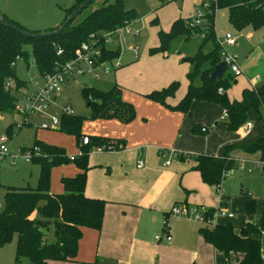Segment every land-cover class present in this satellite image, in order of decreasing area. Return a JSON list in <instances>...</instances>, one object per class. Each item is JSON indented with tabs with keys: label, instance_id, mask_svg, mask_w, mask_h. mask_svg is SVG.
I'll list each match as a JSON object with an SVG mask.
<instances>
[{
	"label": "trees",
	"instance_id": "obj_1",
	"mask_svg": "<svg viewBox=\"0 0 264 264\" xmlns=\"http://www.w3.org/2000/svg\"><path fill=\"white\" fill-rule=\"evenodd\" d=\"M85 0H75L74 4L65 9V19L72 14ZM169 0H166V3ZM203 6V0H201ZM227 9L229 21L238 30L247 27L259 28L264 25V0H216L204 9V16L200 24L191 26L188 19L179 17L171 25L169 31L160 30L159 45L150 48V54L167 50L172 39L178 36L191 38L195 33L204 34L198 51L185 61L192 64L187 73L189 81L185 95L175 104L168 100L173 97L180 87V81L174 80L168 86L153 90L146 96L167 107L181 111L191 116L193 101H206L219 104L226 112L227 129L237 131L254 115L255 119L264 123L262 111L264 107V80L256 87H244L240 99L230 100L227 88L236 76L228 74L220 80L209 78V74L222 62L221 46L217 42L215 31V14L217 10ZM10 22L23 31H28L19 21L2 13ZM135 20V10L125 7L123 0L105 2L95 8L81 21H73L62 32L49 36L34 37L24 35L19 30L5 25L0 20V111H18V99L13 91L26 87V82L17 76L16 62L26 57L24 48L30 45L34 62L40 74L56 71L57 62L65 63L74 58L75 51L81 43L89 40L91 33L111 31L118 26ZM188 21V22H187ZM158 24V18L152 20ZM51 28V30L56 29ZM48 30V31H51ZM212 41L214 46L207 52L202 51L205 43ZM62 49V54L57 51ZM121 50L116 46L103 48L101 61L115 60ZM123 67L121 64L119 69ZM200 81L194 83L195 79ZM222 87L225 92L219 93ZM82 95L90 110V117L96 119H118L123 123L131 122L136 117V110L131 102L122 97V87L115 84L108 90L84 85ZM82 115L65 114L61 117L60 131L76 135L77 142L88 136V143L80 144V152L73 159L66 149L56 144L47 143L35 138L32 147H23L22 151L33 153L31 162L39 166L36 187H7V191L0 207V246L17 236L16 257L28 258L35 264H46L48 261H68L76 263L79 240L86 227L100 230L103 225L107 201L98 197L86 195L88 182L89 154L92 147L102 146L105 149L121 150L126 141L123 138L111 139L100 135H84ZM11 126V125H10ZM8 127V136L11 127ZM206 130L203 131L202 128ZM194 132H207L208 128L201 124L193 126ZM38 148L35 153L34 149ZM234 148L243 149L251 153H264V135L248 143L225 145L219 155L198 153L195 155L196 164L193 167L200 173L202 181L217 187L223 180L224 172L233 168L237 159L231 154ZM179 158L184 159L183 152ZM73 162L78 172L72 176H63L64 191H51V170L54 166ZM246 212H255V203L245 200ZM212 210V209H211ZM168 224L165 221V226ZM53 228L55 241L49 242L47 237ZM264 232L263 216L257 222L251 221L238 230L232 222L216 223L215 225H201L199 235L204 241L212 244L226 257L234 253L240 255L238 264H263L260 235ZM98 262V260H96Z\"/></svg>",
	"mask_w": 264,
	"mask_h": 264
},
{
	"label": "rangeland",
	"instance_id": "obj_2",
	"mask_svg": "<svg viewBox=\"0 0 264 264\" xmlns=\"http://www.w3.org/2000/svg\"><path fill=\"white\" fill-rule=\"evenodd\" d=\"M114 1L116 0H92L76 16L73 24L81 21L95 8L100 7L105 2L111 3ZM74 2L75 0H0V12L19 21L28 31L42 33L51 30V28L58 27L65 17V9L72 6ZM123 2L126 8L135 10L134 28L140 32L137 36H126L125 41L121 44L122 53H127L128 55L121 60L123 67L119 69L113 68L107 73H102L98 70V73H102L99 78L90 74L74 76L70 80V83L57 96L55 105H51L48 109L50 115H56L57 113L61 115L63 107L67 105L71 106L74 114L82 115L85 118L82 124V133L98 135L97 131H95L97 120L91 119L89 107L82 95L81 89L84 85L108 90L117 83L136 92H142V89L148 87L150 89L147 92H149L168 86L170 82H167L165 85L161 84L164 83V78L166 76H175L174 79L180 81V87L171 99H179L188 86L186 73L192 69V64L184 59L193 56L202 44L203 34L198 32L188 39L184 36L172 39L166 53L161 51L150 54V48L159 45V31H168L174 19L180 16L186 17L192 14L189 16L190 18L188 17L189 21L197 9L203 11L201 0H169L167 3L166 0H123ZM155 17L159 20L158 24L152 23ZM215 31L216 37L217 35L223 37L226 32L238 35L237 41L234 44L229 45L224 43V50L237 57V63L241 69V73L236 76V80L230 81L227 95L230 100L240 99L242 89L244 87H251L248 80L250 77L259 75L264 80V25L259 28L249 27L238 30L229 21V11L222 9L217 10L215 14ZM249 33L252 34L251 39L247 37ZM111 46L113 47V45ZM213 46L214 43L210 41L205 43L201 49L203 52H207ZM131 47L137 48L136 58L133 55ZM24 50L27 52L26 57L17 60L16 69L19 79L25 81L27 85L19 91H13L17 96L19 106H23L28 102L26 95L32 94L34 90L44 83L34 62L32 47L26 45ZM153 63L157 68L162 69L165 67V70L152 77H141L138 81H132L131 87L127 86L130 85L131 75L134 74V71H131L134 68L132 66L135 65V68L145 70ZM229 73L226 70L224 76H228ZM198 82L199 79L196 78L194 83ZM158 84H161V86L156 88L155 86ZM192 104L193 115L190 118L206 126L208 131L199 133L194 132L192 128L191 132L203 138L204 147L210 153L216 154L221 152L227 143H231L229 145H236L235 143L254 141L264 132L262 122L255 119L254 115L250 116V120L254 123V128L250 133L243 135L240 130L229 131L227 129L226 120L223 118L224 111H222V107L219 104L197 102L196 100ZM190 118L187 117V119ZM43 123H47L49 127H42ZM9 126L11 127V134L9 135L8 144L9 146L14 144L16 149L12 150L11 154L5 156L4 159H0V202L4 200L8 186L36 187L39 166L31 162V160H26V153L22 151L23 147H32L35 138L39 137L38 139H41L40 137L44 136L48 139L45 142L57 145L59 144L50 140L59 139L64 143V145L60 146H65L69 154H74L77 149L76 135L60 131L61 125L57 127L52 126L50 118L44 114L29 112L26 115L18 111H0V135L8 134L7 129ZM93 129L95 132H92ZM143 150H146V146ZM240 150L242 154H247L248 156H246L249 158L253 154L255 155V153L246 152L243 149ZM95 151H97V148L93 147L90 149L89 154V165L92 166H90L91 170L89 172V186L107 195L108 193L112 194L115 190L117 193L122 192V178L127 173L123 165H127V163H123L119 156H113L115 152L105 151L95 153ZM103 157L107 159V162L101 161ZM176 159L179 160L180 158L176 157ZM136 162L138 163V161ZM183 162L188 165L189 169L192 168L191 166L195 163L194 155H187ZM69 165L75 167L73 162L54 166L51 170L52 178L55 176L54 180L61 184V177L66 174L64 171L65 166ZM241 165H243V168H241ZM187 174L183 183H181V180L177 182L179 187H182L183 192L177 202L179 206L186 203L191 206L200 205L207 207L221 205L235 214L234 223L236 225L237 218L241 215L249 216L250 218H260L263 216L264 218V173L261 168H255L252 160H237L234 167L231 168L230 174L223 178L221 182V187L225 190V194L205 184L198 172L188 171ZM111 186L113 188L109 189ZM248 191L253 194L252 198L246 196L245 193ZM246 199L252 200L255 203V212L253 214L246 212L244 206ZM172 216L169 218V225L170 223H174L172 226L173 230L185 224L192 225V227H198L199 225L194 219H176V217ZM170 219L172 220L171 222ZM224 220L226 218L221 217L218 219V222ZM159 235H163L162 231ZM47 239L49 242L55 241L53 228H51ZM16 244L17 236L0 246V264H35L26 257L17 259Z\"/></svg>",
	"mask_w": 264,
	"mask_h": 264
},
{
	"label": "crops",
	"instance_id": "obj_3",
	"mask_svg": "<svg viewBox=\"0 0 264 264\" xmlns=\"http://www.w3.org/2000/svg\"><path fill=\"white\" fill-rule=\"evenodd\" d=\"M191 15L180 17L188 18ZM247 37L251 39L252 34L249 33ZM167 50L163 52L166 53ZM127 56V53L122 54V58H126ZM132 67L134 68L131 71H134V74L131 75V81L130 85H127L128 87L132 86V81H138L141 77H152L165 70V67L162 69L157 68L154 63L145 70L137 69L135 65ZM174 78L175 76H166L164 83L161 84L165 85L167 82H172L175 80ZM161 84L155 87L157 88ZM120 86L122 87L123 99L131 103L133 102V105L135 104V110L137 109L135 119L128 123H123L118 119H96L95 131L100 136L111 139L123 138L126 141L125 147L121 150H105L115 152L113 156L117 155L123 163H127V165H123L127 173L122 178V192L117 193L115 190L112 194L108 193L107 195L106 193L99 192L98 189H94L92 186L90 187L87 182L86 195L105 199L107 205L102 228L100 230L89 227L83 229V235L79 240L77 248V262H72V264H98L104 260H108L114 264H238V257L240 255L232 253L229 257H226L223 252L218 251L212 244L204 241L198 233L200 224L198 227H192V225L188 224L180 225L175 230L172 229L174 223H170L169 225V218L172 216L170 210L174 205H178L177 202L183 194L182 187H179L177 184L178 180H181V183H183L184 178L188 175V171L198 172L193 169L196 161L190 169L183 162L186 156H195L198 153L219 155L222 152L216 154L208 152L209 150L204 147L205 143L203 138L191 132L195 124H200V122H196L190 118L193 115V104H191V116H184L181 111L173 110L164 104L149 99L146 96L151 92H147L150 89L148 87L142 89V92H136L127 87L125 88L123 85ZM187 87L179 99L172 100V97H170L168 101L171 104L177 103L185 95ZM124 90L132 92H125ZM201 102L211 103L206 101ZM222 111L225 110L222 108ZM187 117L190 119H187ZM227 125L226 121V127ZM95 131L94 129L92 130V132ZM83 134L88 135L91 133ZM262 135H264V132L260 136ZM40 138L43 141L48 140L44 136ZM50 141L58 143V146L64 145L59 139H51ZM76 144L77 149L74 154H69L65 146L60 147L65 148L67 154L71 157L79 154L82 141L79 143L76 141ZM235 144H242V142ZM145 146L146 150L144 151ZM167 148L175 149L181 153L183 152L184 159L180 158L177 160L175 157L171 159L169 165H165L166 158L161 155V152L171 150ZM231 154L237 160H248L249 158L247 154H242L240 149H234ZM255 155L253 154V156ZM139 160L143 161L142 167L137 166L136 161ZM101 161L107 162V159L103 157ZM174 162L175 164H173ZM91 167L88 171V179ZM64 171L66 173L64 176H72L78 172V168L76 165L75 167L69 165L65 166ZM54 177L52 178L51 176V191L55 193H59V191L63 192V176L61 177V184L54 180ZM211 187L217 190L216 187ZM110 188L113 187L111 186ZM221 193L225 194L226 192L222 189ZM245 194L249 198L253 197L250 191ZM185 205L191 206L187 203ZM217 207L225 208L221 205L208 208ZM172 217L175 218V216ZM235 217L234 214L232 218H226V220L220 222H232L238 230L246 223L251 221L257 222L260 219L258 217L250 218L249 216L241 215L237 218L236 225L234 223ZM176 219L179 218L176 217ZM166 220L168 224L165 226ZM161 231L162 234L165 231L169 232L171 235L169 242H166L164 239L159 242L156 241V236ZM259 237L261 240L264 264V232ZM64 263L71 264L68 261L53 260L48 261L46 264Z\"/></svg>",
	"mask_w": 264,
	"mask_h": 264
},
{
	"label": "built area",
	"instance_id": "obj_4",
	"mask_svg": "<svg viewBox=\"0 0 264 264\" xmlns=\"http://www.w3.org/2000/svg\"><path fill=\"white\" fill-rule=\"evenodd\" d=\"M216 0H203L202 8H208L210 3ZM204 11V10H203ZM197 9L194 13L193 17L189 20L191 26H196L201 23V19H203L204 12ZM135 20H131L126 22L125 24L116 27L111 31H106L102 33H91L89 35V40L81 43L80 47H78L75 51L74 58L65 62L59 63L57 62V69L53 72H48L45 74H40L44 80L42 86L34 90L32 94L26 95L27 101L23 106H17L19 112L24 114H28L29 112H37L40 114H44L50 118L51 124L54 127L61 125V117L65 114H73L72 107L67 105L62 108V114L50 115L48 113V109L51 105H55V101L57 96L62 92L63 88L66 87L70 80L74 76L81 75H94L96 78H99L102 73H107L111 69H115L121 66L122 58V50L121 44L125 41V37L128 35L137 36L139 35V31L134 28ZM204 36V34H203ZM238 35L231 34L230 32H226L223 37L217 35V42L221 46V57L222 62L227 64V70L230 74L237 76L241 73L240 66L237 63V57L233 54L228 53L224 50V43L232 45L237 41ZM111 45L119 47L121 50L120 56L115 60L111 61H101L100 57L103 53V48ZM133 50V55L137 57V48L131 47ZM57 54H62V49L57 51ZM100 70L102 73H98ZM249 83L252 88H256L261 82L262 79L259 75L252 76L249 79ZM219 93H224L225 90L220 87L218 89ZM262 116L264 118V107L262 111ZM227 114L224 111L223 118L226 119ZM42 127L48 128L49 125L47 123H43ZM262 127L264 128V123L262 122ZM254 128V123L252 120H247L241 127L240 131L243 135H246L252 131ZM203 131L206 130L205 127L202 128ZM9 136L7 134L0 135V159H4L5 156L11 154L12 150L8 144ZM88 136H84L82 139V143H88ZM97 152H103L105 150L104 147L98 146ZM34 152L37 153L38 149L35 148ZM26 160H31L33 153L31 151H26ZM181 152L176 151L175 149L162 151L161 155L166 158L164 164L169 165L171 163V159L175 157H179ZM73 159V156L70 157ZM242 161L247 159H241ZM248 160H252L255 165V168H262L264 166V153L258 152L256 156L252 158H248ZM138 167L143 166V161L139 160L137 163ZM243 168V165H241ZM230 170L224 172L223 178L230 174ZM219 192L222 191L221 183L216 187ZM251 195L250 193H248ZM2 206V202H0V207ZM170 214L179 218V219H194L200 225H208L212 226L218 222L219 218H232L234 213L228 211L225 208L217 207L211 210V208L205 206H188V205H174ZM165 240L169 242L171 240V235L169 232L165 231L162 236L157 235L156 241Z\"/></svg>",
	"mask_w": 264,
	"mask_h": 264
},
{
	"label": "water",
	"instance_id": "obj_5",
	"mask_svg": "<svg viewBox=\"0 0 264 264\" xmlns=\"http://www.w3.org/2000/svg\"><path fill=\"white\" fill-rule=\"evenodd\" d=\"M92 0H85L76 10L72 12L71 15H69L63 23H61L56 29L51 31H46L42 33H30L21 30L18 28L14 23L10 22L1 12H0V20L7 26L15 28L22 32L24 35L34 36V37H42V36H49L54 35L62 32L65 30V28L76 18V16L88 6V4ZM227 64L225 62H220L214 70L209 74V78L213 80H220L223 76L225 71L227 70ZM11 150H15L16 146L14 144L10 145ZM262 172L264 173V166L262 167ZM98 264H114L113 262H110L108 260L100 261Z\"/></svg>",
	"mask_w": 264,
	"mask_h": 264
}]
</instances>
